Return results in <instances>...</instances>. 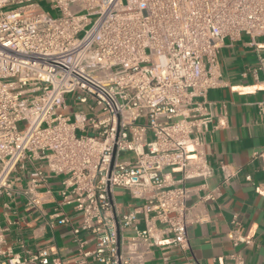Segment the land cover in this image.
Returning <instances> with one entry per match:
<instances>
[{"label": "built area", "instance_id": "obj_1", "mask_svg": "<svg viewBox=\"0 0 264 264\" xmlns=\"http://www.w3.org/2000/svg\"><path fill=\"white\" fill-rule=\"evenodd\" d=\"M50 2L57 16L36 0H0V200L22 195L39 206L50 174L63 175L54 216L71 224L65 206L82 214L72 225L81 262L147 264L154 246L190 248L188 228L202 218L191 215L185 180L213 175L209 125H228L208 99L222 82L218 55L227 39L249 35L257 64L242 75L264 90V0ZM123 151L133 158L120 160ZM254 156L264 162V150ZM25 163L30 179L16 186L12 173ZM117 188L134 200L126 212ZM255 190L264 196V186ZM219 195L216 186L201 200ZM231 222L228 259L244 264L255 238L238 214ZM81 231L93 234L94 250H84ZM4 241L0 223V264H51L48 249L21 256Z\"/></svg>", "mask_w": 264, "mask_h": 264}, {"label": "crops", "instance_id": "obj_2", "mask_svg": "<svg viewBox=\"0 0 264 264\" xmlns=\"http://www.w3.org/2000/svg\"><path fill=\"white\" fill-rule=\"evenodd\" d=\"M250 39L247 34H242L239 40L227 39L218 55L222 82L209 90L208 99L212 109L226 111L228 125L216 127V118L209 125L207 159L213 175L206 179L195 176L185 180L192 190L187 199L191 215L202 218L188 228L190 248L171 246L163 250L154 246L147 264H232L228 254L237 248L227 233L232 228L234 214L239 215L245 233L255 238L253 246L243 248L244 264H264V196L255 190V184L264 186V162L261 157L254 156L255 151L264 150V90L252 73L242 75L246 68L257 64V53L248 44ZM263 77L264 73L260 72V78ZM223 164L232 172L227 182L224 181ZM25 166L18 165L12 173L16 186L28 184L32 167L28 163ZM44 171L50 174L45 163ZM50 175L42 188L49 192L39 206H28L27 198L22 195L14 200L8 196L0 200V223L5 238L3 249H11L21 256L48 249L51 264L55 259L62 264H101L90 255L83 262L79 259L72 225L80 224L82 214L65 206L71 224H61L54 216L61 201L59 190L64 176ZM216 186L220 189L217 198L201 200L207 189ZM116 192L120 209L128 211L134 200L126 190L117 188ZM129 232L133 231L130 229ZM79 237L86 240L85 251L96 248L92 233L81 231Z\"/></svg>", "mask_w": 264, "mask_h": 264}, {"label": "rangeland", "instance_id": "obj_3", "mask_svg": "<svg viewBox=\"0 0 264 264\" xmlns=\"http://www.w3.org/2000/svg\"><path fill=\"white\" fill-rule=\"evenodd\" d=\"M37 2H39L40 6L47 12H49L51 15L53 16H57L59 14V11L56 9H53L51 7V2L50 0H36ZM96 15L92 16V19H95ZM79 36H82V34H80ZM73 110L72 108V100L69 101V110L68 112H71ZM141 121V120H140ZM144 122H147L146 119L142 120ZM20 128L24 129L26 127V123L25 122H21L20 124ZM94 131H91V133H93ZM151 134H149L150 137ZM133 158V152H129V151H123L120 154V160H130ZM117 194V192H116ZM118 197L120 198V196L118 195ZM129 233V232H128Z\"/></svg>", "mask_w": 264, "mask_h": 264}]
</instances>
